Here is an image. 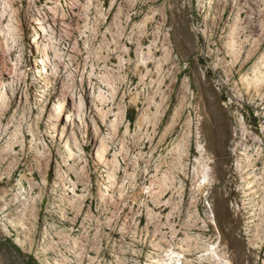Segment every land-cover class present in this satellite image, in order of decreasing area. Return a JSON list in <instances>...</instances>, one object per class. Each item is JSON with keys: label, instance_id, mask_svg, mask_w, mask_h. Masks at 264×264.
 Returning <instances> with one entry per match:
<instances>
[{"label": "rangeland", "instance_id": "374dc122", "mask_svg": "<svg viewBox=\"0 0 264 264\" xmlns=\"http://www.w3.org/2000/svg\"><path fill=\"white\" fill-rule=\"evenodd\" d=\"M73 1L0 0V264H264V0Z\"/></svg>", "mask_w": 264, "mask_h": 264}, {"label": "bare ground", "instance_id": "6f19581e", "mask_svg": "<svg viewBox=\"0 0 264 264\" xmlns=\"http://www.w3.org/2000/svg\"><path fill=\"white\" fill-rule=\"evenodd\" d=\"M69 7L72 9L74 7V1L73 0H69ZM46 42L44 43V49H50L53 46V42L49 39L45 40ZM39 53L41 54V49H39ZM94 162L97 166H99L102 162V158L101 155L99 153L96 154L95 158H94ZM108 184L111 185L113 184L112 179L109 178L108 180Z\"/></svg>", "mask_w": 264, "mask_h": 264}]
</instances>
